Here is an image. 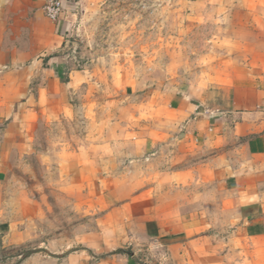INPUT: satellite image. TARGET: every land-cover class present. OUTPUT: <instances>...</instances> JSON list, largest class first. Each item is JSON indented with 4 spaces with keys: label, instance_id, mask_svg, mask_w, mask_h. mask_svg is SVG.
Masks as SVG:
<instances>
[{
    "label": "crops",
    "instance_id": "0c3cea01",
    "mask_svg": "<svg viewBox=\"0 0 264 264\" xmlns=\"http://www.w3.org/2000/svg\"><path fill=\"white\" fill-rule=\"evenodd\" d=\"M92 1L55 20L45 0H0V264H264V0H176L182 31L232 67L115 78L128 103L112 119L70 44ZM80 114L102 135L59 165L84 222L64 248L31 246L16 156L38 123Z\"/></svg>",
    "mask_w": 264,
    "mask_h": 264
},
{
    "label": "rangeland",
    "instance_id": "374dc122",
    "mask_svg": "<svg viewBox=\"0 0 264 264\" xmlns=\"http://www.w3.org/2000/svg\"><path fill=\"white\" fill-rule=\"evenodd\" d=\"M175 3L176 0H96L76 10L80 15L75 17L76 31L70 44L73 52H79L92 65L94 82L105 88L99 91L104 96L98 97L94 109L105 113L106 118H115L128 103L115 78L121 85V80L128 82L151 74L155 78L173 76L180 81L184 72L199 74L202 68H213L217 61L222 68L232 67L230 58L234 53L213 52L208 39L198 43V37L182 31ZM99 120L93 124L80 114L69 120L42 121L31 135L27 152L17 154L7 190L13 200L30 205L31 246L64 248L84 222V216L74 208L82 198L76 200L65 190L59 163L65 161L68 151L89 140L87 134L102 135L95 129ZM88 126L95 129L93 133L87 132ZM11 215L19 217L20 213Z\"/></svg>",
    "mask_w": 264,
    "mask_h": 264
},
{
    "label": "built area",
    "instance_id": "2783aa9c",
    "mask_svg": "<svg viewBox=\"0 0 264 264\" xmlns=\"http://www.w3.org/2000/svg\"><path fill=\"white\" fill-rule=\"evenodd\" d=\"M69 0H45L43 5L46 15L52 19L62 18Z\"/></svg>",
    "mask_w": 264,
    "mask_h": 264
}]
</instances>
